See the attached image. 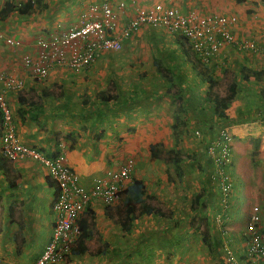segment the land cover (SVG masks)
Listing matches in <instances>:
<instances>
[{"label": "crops", "instance_id": "crops-1", "mask_svg": "<svg viewBox=\"0 0 264 264\" xmlns=\"http://www.w3.org/2000/svg\"><path fill=\"white\" fill-rule=\"evenodd\" d=\"M24 1L13 0V3L18 5ZM97 1L101 0H44L45 9L36 6L31 13L13 11L0 20L3 36L0 41V70L15 72L25 80L24 88L19 91L3 92L0 85V94L5 97L11 111L12 125L18 138L47 154L64 150L69 166L77 172L81 184L86 188H90L94 180L107 169H117L124 163L121 154L123 149H138L139 138L134 135L138 136L142 130L143 135L148 137L159 132L164 134L165 128H160L162 119H168L170 127L176 106L175 102L172 104L173 90L168 91L170 82L160 79L153 83L150 80L138 82L134 79L122 86L114 77L112 80L111 68L114 63L108 59L111 52L101 53L94 63L77 72L57 66L43 81L34 80L20 69L21 55L26 50L34 51L35 38L48 35L51 31L56 33L65 30L71 22L79 19L81 11ZM107 1L116 4L119 0ZM134 1L139 5L150 6L166 0ZM174 1L184 12L189 9H200L202 13L223 12L215 9L217 7L212 3L213 0ZM5 2L0 0V10ZM125 15L127 19L131 14L127 12ZM252 23L256 25L254 38L259 42L262 56L249 57L246 52L231 46L224 47L223 53H239L242 60L238 62V68L246 66L261 71L264 70V19ZM245 25L243 32H251L252 28L247 23ZM241 33L238 30V34ZM7 37L23 40L27 45L21 50L6 47ZM136 38L143 42L150 40L153 43L176 45V38L165 29L146 26L125 40L124 48L132 49V45L138 42L134 40ZM151 63L154 64L153 57ZM236 68L233 67V71L239 70ZM146 69L152 71L150 65ZM182 69L184 73L179 70V77L184 82L180 84L183 115H213L220 122L219 125L228 124L231 127L234 137L231 172L236 186L232 193L234 202L225 208L219 186L212 180L203 185L206 190L199 203L204 201V204L193 211L192 198L202 186L190 181L194 190H177V185L187 183L184 184L183 176H176L175 181L161 175L159 178L147 175V179L135 176L143 181L145 199L149 204L156 202L164 212H171V217L155 213L142 214L132 220L125 231L115 217L116 211L122 209L123 194L111 206L92 198L86 207L92 213L85 209L80 217L87 220L88 229L93 234L87 241L89 250L100 253L71 254L66 261L56 264H126L133 260V264L258 263H249L245 258L243 232L250 211L248 208L242 209L241 200L259 202L264 217V75L258 81H244L238 77L232 102L225 110L227 118L222 120L213 113V104L204 99L207 84L194 78L191 64L182 65ZM218 73L216 69L214 75ZM198 85L202 89L195 87ZM108 87L119 94L118 99L101 101L97 94ZM44 88L51 91L48 97L40 95ZM20 97H32L39 106L20 103ZM128 128L135 131L134 134H128ZM252 138L260 141L258 152L253 156V164L250 159ZM157 142L160 141L149 142V145ZM164 146L168 147L166 144ZM8 165L11 167L9 172L3 168L5 164L0 165V264H34L52 234L55 219L52 204L57 188L46 167L37 161L25 158ZM252 182L255 188H251ZM200 216L204 218L200 219ZM205 219L211 247L206 248L207 252L204 251L205 243L202 240L200 252L199 238L203 235L200 233L202 224L199 221Z\"/></svg>", "mask_w": 264, "mask_h": 264}, {"label": "built area", "instance_id": "built-area-1", "mask_svg": "<svg viewBox=\"0 0 264 264\" xmlns=\"http://www.w3.org/2000/svg\"><path fill=\"white\" fill-rule=\"evenodd\" d=\"M174 2L166 0L150 6L139 5L134 0H119L116 4L107 0L92 2L81 11L77 24L36 38L34 51L22 53L19 67L37 81L45 80L57 66L77 72L94 63L101 53L119 51L125 40L146 26L162 28L174 37L184 38L203 63L216 61L226 46L251 54L260 51L253 39L237 37L238 18L235 15L202 13L199 9L184 12ZM127 12L131 15L125 19ZM5 42L18 50L24 47L16 38H6ZM0 85L3 92L19 91L24 88L25 80L15 72L0 70ZM0 112V148L3 156L11 162L25 158L39 162L46 167L57 188L52 204L55 216L52 234L34 264L64 262L80 234L78 219L90 200L100 199L106 206L116 204L132 181L134 161L129 157L117 169H107L90 188H86L81 184L77 172L69 166L64 150L47 154L18 138L3 94H0ZM232 139L230 125H219L206 146L214 161L211 178L219 186L225 208L231 204L234 189L230 174ZM243 240L248 262L264 264V217L258 205H253L247 217Z\"/></svg>", "mask_w": 264, "mask_h": 264}, {"label": "rangeland", "instance_id": "rangeland-1", "mask_svg": "<svg viewBox=\"0 0 264 264\" xmlns=\"http://www.w3.org/2000/svg\"><path fill=\"white\" fill-rule=\"evenodd\" d=\"M200 2H203V0H200ZM212 3L217 7L215 9H217L218 11L219 10L223 11V12H219L220 14L235 15L238 18L237 29L242 33L238 34V30H237L235 33L237 37L253 39L257 43L258 47L261 48L258 44L259 42L257 41V39L254 38L255 36L254 28L256 25H254V23L252 22L255 21L258 23L259 21H263L264 0H213ZM199 11L201 10L199 9ZM77 23L78 20L71 22L69 26L75 25ZM246 23L248 27L252 28L251 32L254 31L253 33L243 32ZM2 37L3 36L0 31V41ZM7 38H13V37H7ZM134 40H138V42L132 45V49H130L129 47L124 48L123 45L119 51L111 52L108 54V59L114 63V67L111 68L112 80L114 77L116 82H118V84L123 86L125 82L127 83V81L130 80L133 81L134 79L138 80V82L142 80L143 81L150 80L152 83L160 79L166 82H170L171 85L168 91L173 90V94L176 92L177 89L181 90L180 87L182 86H180V84L182 83L184 84V82L183 80H180L179 70H182L184 73V69H182V65H185L186 63L190 64V62H187L188 60L184 58V55L177 46V43L176 45L175 43L174 45L172 43L166 45L160 43H153L150 40L143 42V40H141L140 38H136ZM20 41L24 44V46L27 45L23 40ZM5 46L8 47V45L6 44ZM157 46H159V48H157ZM160 48H163L164 50H161ZM224 51L221 52L220 56L216 61H212L214 68L219 70V73L217 74V76H215L219 82L217 85V91L219 94H224L226 90V86L229 82V78L227 77L229 74H227L226 72H233L232 69L233 67L234 68L237 67L236 69H239L238 62L242 60L239 53H232V54L228 52L223 53ZM246 53L250 57L254 56L258 58L262 56V54H260L261 51L257 52L256 54H251L249 52ZM152 57L154 58V64L151 63ZM148 65H150V69H152V71L146 69V66ZM194 78H196V76ZM195 87L202 89L200 85ZM164 90L166 91L167 89L164 88ZM173 102H175V100L172 101V104ZM184 117H185L186 125L183 132L184 135L182 136V140L179 146L183 147L186 153H193L196 159L194 161L186 158L183 160V162L181 163V171H182L181 174L183 176L184 184L186 182L187 183L185 185L180 184V186L177 185L176 182L175 183L177 185V190L183 189L186 191L188 190L192 191L194 190V187L190 185V181L192 182V184H196L199 187L200 186L203 187L204 184H209L213 180L211 176L214 170V161L209 156L206 146L209 144L208 141L212 139L213 136L215 135L216 129L219 127L220 122L216 121L218 119L213 118V115H211L210 117L206 115L205 117L186 115ZM206 117H209V119H206ZM168 122H169L168 119L166 121L162 119L161 122L162 127L160 126V128L163 127L165 128L163 132L164 134H160L159 132L157 135H152L148 137V135H143V130L141 129L142 132L138 136L134 135V137L139 138L137 140L138 149L137 150L123 149L121 151L124 161L129 157H131L134 161V167L132 170L133 178L137 176L142 179H147L148 178L147 175H154L152 177L159 178V175H161V176H168V179L170 180L172 179L175 181L176 176H179L173 164L170 163L167 164L161 159L152 158L150 155L149 142L156 140L162 143L164 141V143H162L163 145L166 144L168 148L174 147V139ZM130 128L127 129L128 130L127 133L134 134L135 131L133 130L130 131ZM196 131L198 132V134L196 133ZM145 137H147V139H145ZM233 139H232V148L234 145ZM232 156H233V149H232ZM250 159L253 160L251 161V163L253 164L254 159L252 154H250ZM256 163L258 162L256 161ZM149 168L151 169L150 171L148 170ZM231 171H230L231 178L234 180ZM233 173L239 174L237 172H233ZM236 174L235 176L237 177ZM182 181L179 180V182ZM254 184L255 183L252 182V187H251L247 183V186H250L251 188H255ZM158 185H160V183H158ZM234 189H236V186H234ZM205 190L206 188L203 187L200 191L205 192ZM233 202H234V196L232 195L230 203ZM202 204H204V201H202ZM259 204H260L259 202L249 203L247 199L241 200V207L243 210L248 208L249 211H251L253 205H258L260 207ZM147 222L148 221H146V223ZM202 222L203 221H199L200 224H202ZM202 240L204 241L203 237L201 238L200 235L199 238L200 252H202L201 251ZM206 248L207 246L205 244L204 251L207 252L208 250ZM133 262L134 260L129 261V263L126 264H133Z\"/></svg>", "mask_w": 264, "mask_h": 264}, {"label": "trees", "instance_id": "trees-1", "mask_svg": "<svg viewBox=\"0 0 264 264\" xmlns=\"http://www.w3.org/2000/svg\"><path fill=\"white\" fill-rule=\"evenodd\" d=\"M36 6H38L39 9L46 8L44 0H26L18 5H15L13 3V0H7L5 5L0 10V20H3L8 17L13 11L31 13L36 8ZM175 38L176 43L180 47L185 59L190 62L195 76L200 79L203 83L207 84L208 89L204 96L205 101L213 104V113L216 114V116L222 120H225L227 118L225 110L230 106L232 102L233 94L235 93L238 85V77H240L244 81L250 79H255L258 81L264 75V70L259 71L256 69H250L246 66H241L237 72H226L227 74H229L227 76L229 78V82L226 86L224 94H219L217 91V85L219 82L214 75L216 70L214 68V65L212 63H203L199 58H197L194 52L191 51L189 45L187 44L184 38ZM252 57L255 58L254 56ZM182 92L183 91H181L180 89H177L176 92L173 94L176 106L174 110V119L170 128L174 139V147L168 148L164 146L161 142L151 143L149 145L151 157L155 159H161L167 164H173L179 177L182 176L181 163L183 162V160L185 158L193 161L196 159L193 153H186L183 147L179 146L182 140V136L184 135L183 132L186 125L185 117L183 115L184 107L182 105ZM50 94L51 91L45 88L42 89L40 92V95L42 97H48ZM118 95L119 94L114 93L108 87L107 90H102L98 92L97 98L101 101L108 102L111 100L118 99ZM19 101L20 103H25L28 106H39V104L32 97H30L29 99H22L20 97ZM1 121L2 114L0 112V122ZM250 141L252 146L251 154L254 156L258 152L260 141L253 138ZM8 163H11V161L9 162V160H7L0 151V165L5 164L3 168H6L5 170L9 172L11 170V167L8 165ZM122 194V209L116 211L115 217L116 222H118L125 231L129 229L131 221L142 214L155 213L164 217H171L172 215L171 212H164L161 209V206L157 203L149 204L147 199H145V186L141 179L132 177L131 183H129L125 187ZM202 196L203 191H199L196 195L193 196V211L197 210L203 205L202 203H199V200L202 198ZM87 211L89 212V208L87 209ZM89 213L92 212L90 211ZM201 217L203 216H200V219ZM78 226L80 229V234L71 247L70 255H83L85 253H90L92 255L99 254L100 251L91 252L89 250L87 241L88 239H90V237H92L93 234L90 229H88L87 220L83 217H79ZM200 233L203 235L204 243L208 248H210L211 243L209 242V228L207 226L206 219L202 222V228L200 226Z\"/></svg>", "mask_w": 264, "mask_h": 264}, {"label": "clouds", "instance_id": "clouds-1", "mask_svg": "<svg viewBox=\"0 0 264 264\" xmlns=\"http://www.w3.org/2000/svg\"><path fill=\"white\" fill-rule=\"evenodd\" d=\"M1 123V122H0Z\"/></svg>", "mask_w": 264, "mask_h": 264}]
</instances>
